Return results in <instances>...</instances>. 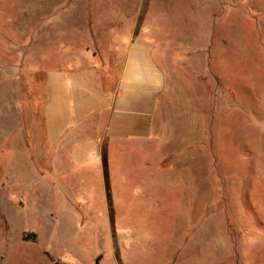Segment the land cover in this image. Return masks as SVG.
<instances>
[{"label":"rangeland","instance_id":"1","mask_svg":"<svg viewBox=\"0 0 264 264\" xmlns=\"http://www.w3.org/2000/svg\"><path fill=\"white\" fill-rule=\"evenodd\" d=\"M118 35L165 75L155 135L48 176V73L116 75ZM0 264H264V0H0Z\"/></svg>","mask_w":264,"mask_h":264},{"label":"crops","instance_id":"2","mask_svg":"<svg viewBox=\"0 0 264 264\" xmlns=\"http://www.w3.org/2000/svg\"><path fill=\"white\" fill-rule=\"evenodd\" d=\"M123 37L113 40L121 46L113 49L122 54L116 75L107 72L100 76L89 70L76 73L65 68L48 73L43 152L54 156L43 165L49 169L48 176L55 175L52 169L64 168V155H83L87 153L83 148L92 143L102 146L110 141L113 152L133 141L145 145L153 139L165 75L155 61L152 43L134 36L122 41ZM73 83L82 95L77 96ZM56 155L59 161L54 160ZM48 179L53 192L56 184ZM68 218L64 217V225Z\"/></svg>","mask_w":264,"mask_h":264}]
</instances>
